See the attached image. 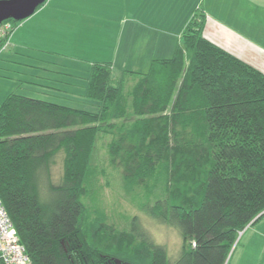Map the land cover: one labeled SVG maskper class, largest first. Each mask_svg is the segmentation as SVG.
Segmentation results:
<instances>
[{
    "label": "trees",
    "instance_id": "obj_1",
    "mask_svg": "<svg viewBox=\"0 0 264 264\" xmlns=\"http://www.w3.org/2000/svg\"><path fill=\"white\" fill-rule=\"evenodd\" d=\"M205 25L197 11L174 57L147 73L93 63L96 112L18 93L0 105V200L33 264H227L239 233L264 218V73L210 41ZM105 137L130 191L164 193L146 213L180 232L178 259L141 226L89 213Z\"/></svg>",
    "mask_w": 264,
    "mask_h": 264
},
{
    "label": "crops",
    "instance_id": "obj_2",
    "mask_svg": "<svg viewBox=\"0 0 264 264\" xmlns=\"http://www.w3.org/2000/svg\"><path fill=\"white\" fill-rule=\"evenodd\" d=\"M197 11L205 14L210 41L264 73L257 65L264 61V0H48L18 24L0 57V86L10 87L3 94L30 87L40 96L76 102L75 85L67 92L53 83L66 86L57 79L74 78L83 71L80 63L110 62L118 75L147 73L153 61L173 57ZM86 44L90 50L83 55ZM51 64L70 75L54 72L58 77L51 79Z\"/></svg>",
    "mask_w": 264,
    "mask_h": 264
},
{
    "label": "rangeland",
    "instance_id": "obj_3",
    "mask_svg": "<svg viewBox=\"0 0 264 264\" xmlns=\"http://www.w3.org/2000/svg\"><path fill=\"white\" fill-rule=\"evenodd\" d=\"M18 24L20 25V23L15 24L16 29ZM88 50H90V47L86 44L82 49V54L85 55ZM260 62L257 65L264 67V61ZM89 65L85 67L83 63H80L83 71L76 74L72 73L75 76L74 78L64 76L58 79V76L54 72L69 75L70 72L65 68L63 70L56 69L52 64L50 65V70L53 72L50 74V78L67 83L66 86L53 83L54 87L58 88L59 91L69 92V85H75L76 102H72L69 99L62 100V98L56 99L54 97L40 96L31 92L30 90L35 89H29L30 87H27L25 90L19 89L18 92L34 98L61 103L69 107L96 112L98 110V103L86 97L90 75L89 69L91 70L93 64ZM0 75H2L1 70ZM8 76L17 80L21 79V76L16 73H11ZM3 90L10 91L9 85L5 87L0 86V105L11 94H3ZM56 96L62 97L61 95ZM65 98L67 99V96ZM108 143L109 139L107 137L100 138L97 141V148L94 153L93 168L95 170V179L90 186V197L85 200L92 218H95L96 215H105L107 220L118 229L130 232H133L134 227L141 226L144 230L142 233H146L154 243L167 247L171 260L178 259L183 245L180 232L175 227L168 226L146 213L147 206H153L157 199L164 197V193L162 190L151 192L143 188H136L130 191L126 187L121 170L114 167L110 162L107 151ZM58 160V164L53 168L52 178L55 182L63 175L62 162L61 159ZM227 264H264V218L257 224L251 223L239 233Z\"/></svg>",
    "mask_w": 264,
    "mask_h": 264
},
{
    "label": "built area",
    "instance_id": "obj_4",
    "mask_svg": "<svg viewBox=\"0 0 264 264\" xmlns=\"http://www.w3.org/2000/svg\"><path fill=\"white\" fill-rule=\"evenodd\" d=\"M11 20L0 23V57L15 32ZM194 246H196L194 244ZM0 264H33L25 246L21 243L17 230L0 200Z\"/></svg>",
    "mask_w": 264,
    "mask_h": 264
},
{
    "label": "water",
    "instance_id": "obj_5",
    "mask_svg": "<svg viewBox=\"0 0 264 264\" xmlns=\"http://www.w3.org/2000/svg\"><path fill=\"white\" fill-rule=\"evenodd\" d=\"M48 0H1L0 23L14 20L24 22L36 14L38 9ZM117 264H122L119 260Z\"/></svg>",
    "mask_w": 264,
    "mask_h": 264
}]
</instances>
